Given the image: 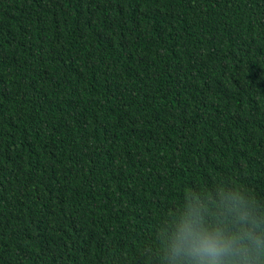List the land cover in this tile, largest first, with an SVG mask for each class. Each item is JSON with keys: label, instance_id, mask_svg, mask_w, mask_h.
Listing matches in <instances>:
<instances>
[{"label": "trees", "instance_id": "obj_1", "mask_svg": "<svg viewBox=\"0 0 264 264\" xmlns=\"http://www.w3.org/2000/svg\"><path fill=\"white\" fill-rule=\"evenodd\" d=\"M219 183L264 204V0H0V264H146Z\"/></svg>", "mask_w": 264, "mask_h": 264}, {"label": "clouds", "instance_id": "obj_2", "mask_svg": "<svg viewBox=\"0 0 264 264\" xmlns=\"http://www.w3.org/2000/svg\"><path fill=\"white\" fill-rule=\"evenodd\" d=\"M146 264H264V204L238 183L187 190Z\"/></svg>", "mask_w": 264, "mask_h": 264}]
</instances>
